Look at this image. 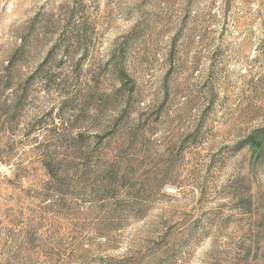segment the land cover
Segmentation results:
<instances>
[{
    "label": "rangeland",
    "instance_id": "rangeland-1",
    "mask_svg": "<svg viewBox=\"0 0 264 264\" xmlns=\"http://www.w3.org/2000/svg\"><path fill=\"white\" fill-rule=\"evenodd\" d=\"M0 80V264H264V0H0Z\"/></svg>",
    "mask_w": 264,
    "mask_h": 264
},
{
    "label": "trees",
    "instance_id": "trees-1",
    "mask_svg": "<svg viewBox=\"0 0 264 264\" xmlns=\"http://www.w3.org/2000/svg\"><path fill=\"white\" fill-rule=\"evenodd\" d=\"M120 79H121V82H123V83L125 82V85H127L126 84V81H130V78H129L128 74L124 70H122L120 72ZM1 84H3V81L2 80H0V85Z\"/></svg>",
    "mask_w": 264,
    "mask_h": 264
}]
</instances>
